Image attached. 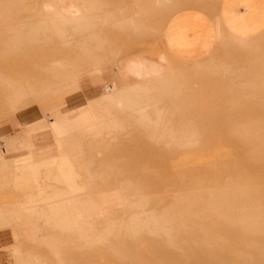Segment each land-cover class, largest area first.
Wrapping results in <instances>:
<instances>
[{
    "label": "rangeland",
    "instance_id": "1",
    "mask_svg": "<svg viewBox=\"0 0 264 264\" xmlns=\"http://www.w3.org/2000/svg\"><path fill=\"white\" fill-rule=\"evenodd\" d=\"M101 1L0 0V124L20 120L35 146L46 138L38 159L53 157L0 167L37 189L0 207L3 220L58 233L72 264H264V30L219 47L232 56L183 61L162 39L171 0H132V22L147 23L132 39L116 30L108 42L98 16L78 37L85 4ZM109 44L132 63L102 77ZM150 64L156 78L133 71ZM68 112L91 120L69 130L57 118ZM4 184L0 202L21 197Z\"/></svg>",
    "mask_w": 264,
    "mask_h": 264
},
{
    "label": "crops",
    "instance_id": "2",
    "mask_svg": "<svg viewBox=\"0 0 264 264\" xmlns=\"http://www.w3.org/2000/svg\"><path fill=\"white\" fill-rule=\"evenodd\" d=\"M152 1L159 6L154 0ZM132 2V0L120 2L116 0L115 3L110 0L101 1L99 3L104 7L98 10L85 4L92 22L88 26L77 25L75 27L77 36L83 38V33L81 36L79 34L80 28L82 31L89 27L95 30L96 16L100 18V22L106 24L103 30L108 32V42L111 40L112 31H119L125 41L127 38L132 39L133 30L146 31L147 23L143 18L144 14H141L134 23L132 22ZM169 3H171V10L166 13L168 18L162 29V39L165 47L183 61L204 60L215 50L217 54L228 52L227 48H219L228 43L242 47L234 40V37L246 39L249 43L250 40L258 38L264 30V0H171ZM71 30L67 29V31ZM99 38L97 41L101 46L104 38L102 36ZM109 47H115L114 72L108 62V70L102 74V77L120 74L121 69L115 66L116 63L124 64L123 69L129 68L128 66L132 63L131 54L122 60L116 46L109 44ZM228 53L230 56L233 54ZM108 56L110 61L112 52L108 53ZM78 62L80 60L76 59V63ZM125 79V76L116 77L113 86L117 89L124 87L122 80L126 81ZM54 118H58L63 127L69 130L82 125L86 126L91 120V117L86 120L78 119L74 113L70 112L57 118L54 116ZM19 122L20 120L12 125L0 124V167L35 165L39 162L43 163L46 159H52L53 157L38 159V153L48 150L45 145V136L43 144L35 146L34 141L27 139L26 129L18 126ZM31 146L36 152L32 151ZM16 175L17 171H0V182L23 191L21 197H16L10 202H0V207L10 205L20 207L32 201L29 200L30 192H35L37 189L33 185L26 184ZM48 190L52 191V189ZM3 218V214L0 215V264H47L48 261L53 264L73 263L64 251L67 243L58 233L40 232L41 225L29 217L12 221L3 220Z\"/></svg>",
    "mask_w": 264,
    "mask_h": 264
},
{
    "label": "bare ground",
    "instance_id": "3",
    "mask_svg": "<svg viewBox=\"0 0 264 264\" xmlns=\"http://www.w3.org/2000/svg\"><path fill=\"white\" fill-rule=\"evenodd\" d=\"M153 64V63H152ZM93 68L92 70L90 71V73L92 75H96L98 76L102 70H104L101 65L99 64V62H95L92 64ZM56 67H59L57 69H61L64 67V65L62 64H57ZM159 68V67H158ZM62 70V69H61ZM162 70V69H161ZM133 71L135 72H140L142 75V78L143 80H151L153 78H156L158 76V72L156 71V69L154 70V68L151 67V64L150 65H144V67H140V66H135L133 68ZM160 71V70H158ZM103 72V71H102ZM141 78V79H142ZM83 118L84 120L87 119V117L85 116L84 112H83ZM62 123V122H61ZM36 133V130L35 129H31L30 132L28 133V138H32V136H34ZM58 139L56 138L55 141H54V147H58L57 144L55 143ZM16 213L18 214V211H16Z\"/></svg>",
    "mask_w": 264,
    "mask_h": 264
}]
</instances>
